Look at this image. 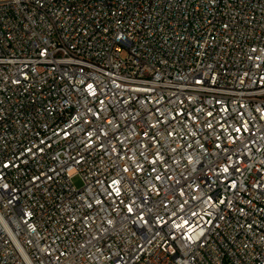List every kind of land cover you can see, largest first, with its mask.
Masks as SVG:
<instances>
[{
    "label": "built area",
    "instance_id": "built-area-1",
    "mask_svg": "<svg viewBox=\"0 0 264 264\" xmlns=\"http://www.w3.org/2000/svg\"><path fill=\"white\" fill-rule=\"evenodd\" d=\"M0 264H264V0H0Z\"/></svg>",
    "mask_w": 264,
    "mask_h": 264
},
{
    "label": "rangeland",
    "instance_id": "rangeland-1",
    "mask_svg": "<svg viewBox=\"0 0 264 264\" xmlns=\"http://www.w3.org/2000/svg\"><path fill=\"white\" fill-rule=\"evenodd\" d=\"M73 183L78 188H80L83 185V181H82L81 177L78 175L73 178Z\"/></svg>",
    "mask_w": 264,
    "mask_h": 264
}]
</instances>
